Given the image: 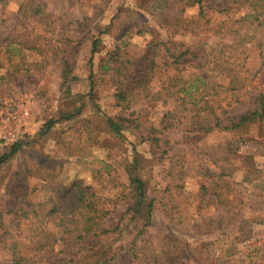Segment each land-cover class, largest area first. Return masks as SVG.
Instances as JSON below:
<instances>
[{"label": "rangeland", "instance_id": "rangeland-1", "mask_svg": "<svg viewBox=\"0 0 264 264\" xmlns=\"http://www.w3.org/2000/svg\"><path fill=\"white\" fill-rule=\"evenodd\" d=\"M20 1L0 2V133L7 113H28L20 131L22 148L0 166V264H11L14 245L27 260L44 264L72 259L78 250L60 243L36 252L26 230L29 221L21 222L10 212V190L27 187L26 199L40 203L62 186L81 181L83 199L93 192L115 202L122 184H128L126 165L136 156L141 160L138 171L157 203L152 225L137 238L139 246L149 238L160 248L164 237H173L184 244L178 253L184 264H264V126H255L244 137L219 129L204 133L195 129L192 113L181 110L176 96L150 100L178 72L164 48L151 71L153 42L165 41L172 49L189 47L198 53L182 59L183 77L200 74L224 87L235 86L216 70L219 58L214 55L225 39L213 28L227 15L217 11L231 10L233 20L240 17L231 1L203 0L210 19L207 25L199 17L198 0H27L24 15L19 11ZM38 1L46 4V14L31 16ZM95 38L101 44L92 54ZM117 48L119 56L114 61L118 64L128 57L135 59L133 69L120 82L100 69L101 60ZM66 55L75 77L72 94L82 99L65 98L61 91ZM254 58L252 53L248 70L241 74L247 79L243 81L245 94L227 108L230 119L251 111L264 88V65ZM146 75L151 97L136 91L131 109L123 111L114 97L117 85L127 86ZM62 111L76 113L57 123L49 134H41L45 123L59 118ZM177 111L176 126L163 130L170 120L166 114ZM107 116L133 117L141 127L119 138L107 130ZM200 121L214 127L208 113L203 112ZM151 126L162 129L159 136L169 142L166 158L144 139ZM0 151L10 152V146L0 141ZM249 160L257 172L250 171L246 181ZM205 169L215 174L227 169L241 207L219 203L200 208L198 194ZM126 207L125 200L118 202L105 219V227H116ZM122 225L120 234L110 237L113 249L137 237L134 222L125 219ZM111 264H133L132 255L122 251Z\"/></svg>", "mask_w": 264, "mask_h": 264}, {"label": "trees", "instance_id": "trees-1", "mask_svg": "<svg viewBox=\"0 0 264 264\" xmlns=\"http://www.w3.org/2000/svg\"><path fill=\"white\" fill-rule=\"evenodd\" d=\"M3 1L0 0V2ZM202 1L198 0L197 2L199 17L206 20L207 25L210 19L203 10ZM230 1L232 10L240 13V17L233 20V17L229 15L231 10L220 9L217 11L219 14L227 15L213 28L217 35L220 34L221 39H225L222 47L214 55L219 58L216 70L229 77L234 84L236 83L235 86L224 87L200 74L192 78L183 77L180 75L182 59L188 56H197L198 53L192 52L189 47L172 49L165 41L153 42L154 54L151 58V71L156 66L155 57L161 54L164 48L172 60L175 70L178 71L177 74L166 79L161 89L152 93V98H150L151 93L146 89L148 75L140 80H134L127 86L120 83L114 94L116 105L123 111L131 109L132 97L136 91H142L151 101L163 100L172 95L180 100L182 111L192 113L195 129L200 132L208 133L212 129H219L238 137H244L255 126H264V88L260 89L251 111L233 120L228 117L227 110L233 103L238 102L246 92L243 81L247 83V79L241 74L248 70L246 66L251 60V54L254 53V59L260 60L264 65V0ZM27 2V0L20 1L19 11L22 15L28 11ZM31 13V16H44L46 4L38 1ZM87 21L88 17L84 19V23ZM100 44L101 39L99 38L92 41V54L98 51ZM118 53L119 48L110 53L108 58L102 59L100 69L104 73H112L119 78L120 82L121 77L126 76L133 69L135 59L128 57L126 64H118L117 61H114L119 56ZM130 67L132 68L129 69ZM72 74L73 66L66 55L61 91L66 96L65 98L82 99V95L72 94L71 83L75 78ZM238 83L240 84L238 85ZM203 112L213 117L215 122L213 128L210 125H202L200 117ZM75 113L62 111L59 118L49 119L42 128L41 134H49L57 123L70 120ZM178 114H180L179 111L166 114L170 120L167 121L163 130L176 126L175 118ZM105 121L107 130L112 135L123 139L125 131H138L141 127L138 120L133 117L107 116ZM163 130L151 126L144 139L150 141L156 150L161 152L162 158H166L169 142L159 136ZM23 138L24 136H20L14 143L8 145L10 152L0 151V166L22 148ZM140 162V158L136 156L131 163L126 165L128 184H122L123 191L115 202L93 192H88L87 197L83 199L81 181H73L69 185L62 186L56 190L55 195L40 203H33L26 199L27 187L25 189V187L18 186V192L10 190L12 195L9 203L10 212L14 213L21 222L29 221L26 230L32 236V246L36 252L53 249L60 243L65 247H78L72 259L63 260L58 264H111L122 251H128L132 255L133 264H184L178 258V253L184 248V244L177 238L164 237L160 248L155 247L149 238L144 240L142 246L137 244V238L145 235L147 227L152 225L153 213L157 209L156 198L149 194L148 181L138 171ZM250 171L257 172L252 160L248 162V170L244 177L246 181L250 179ZM202 176L201 189L198 194L200 208L204 205L219 203L236 208L242 206V200L234 194L231 175L227 169L222 170L219 174L210 173L205 169ZM231 193L234 194V198L228 199ZM122 200L126 201L127 207L120 222L113 229L106 228L105 219L114 212L117 203ZM125 219L136 224L137 237L129 245H121L119 248L113 249V240H110V237L120 234L123 226L122 221ZM208 225L210 224L208 223ZM11 264L44 263L41 260H27L16 250V245H14Z\"/></svg>", "mask_w": 264, "mask_h": 264}, {"label": "built area", "instance_id": "built-area-1", "mask_svg": "<svg viewBox=\"0 0 264 264\" xmlns=\"http://www.w3.org/2000/svg\"><path fill=\"white\" fill-rule=\"evenodd\" d=\"M27 114L28 113L25 111H22L20 113L13 111L5 115V117L3 118L5 128L0 133L1 143L9 145L14 143L20 137L23 118Z\"/></svg>", "mask_w": 264, "mask_h": 264}]
</instances>
